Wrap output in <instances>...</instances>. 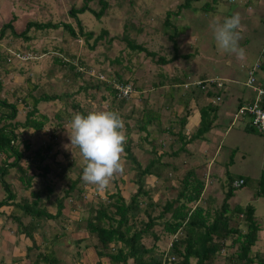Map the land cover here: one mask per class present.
I'll use <instances>...</instances> for the list:
<instances>
[{
	"label": "rangeland",
	"instance_id": "374dc122",
	"mask_svg": "<svg viewBox=\"0 0 264 264\" xmlns=\"http://www.w3.org/2000/svg\"><path fill=\"white\" fill-rule=\"evenodd\" d=\"M97 1L0 0V25L8 21L11 23L0 40V97L13 101L14 96L18 99L23 98L27 92L34 96L41 93H57L61 100H41L37 103L38 109L46 112L48 117L57 109L65 107L68 111L70 110L68 94L71 92L76 102L83 107H88L91 111H115L123 121L125 119L122 112L131 111L134 118L139 121H134L133 118L128 120V125H131L128 133L133 142L137 141L141 144V147H138L140 150L132 147V153L134 152L136 160L143 167L152 156L150 147L155 146L157 153H168L170 148L174 149L178 146L177 142L172 141L173 138L169 133L162 129L175 119L170 112L181 111L177 98L178 95L183 94L184 89H187L182 87L180 91L176 88L171 92V98H168V95L165 96L168 90V86L167 88L165 86L168 83L163 84L161 88H153L151 83L163 77L167 80L172 75L182 78L186 76L184 80L187 82L217 79L222 83V88L218 90L219 99L215 100V96L208 99L216 102L215 121L211 130L189 143L193 153L190 157H187L186 153H181L173 159L171 155H163L162 160L174 162L178 169L174 171L170 167L158 165L160 170H164L162 174L168 177L167 181L163 180L162 175L160 178L145 175L143 188L149 187L153 200L163 201L164 197L173 196L174 190L162 189L160 197V191L152 189L153 185H158L160 188L172 183L176 185L177 179L182 176L185 169L195 168L196 174L202 176L205 182L200 203L204 207L209 206L212 212L211 210L218 207L223 194V187L221 188L220 185L223 186L225 183L224 170L231 179L241 176L245 179V183L236 187L227 202L229 206L252 205L254 218L261 227L252 248L258 249L264 257V196L253 195L255 181L264 169L263 139L257 132H248L244 129L248 120L246 117H232L236 104L240 100L249 99L251 104L256 97V92L251 85L244 83L247 72L254 62L264 61V0H191L187 5L181 6L177 15L174 14L178 9L177 3H183L184 0H105L107 6L100 16L94 15L88 9L97 11L99 8ZM83 5L87 6L86 9L76 13V16L81 22L82 32H91L89 38L84 34H77L75 16L69 14V8L72 7L75 10ZM167 12L169 17L165 24L163 19ZM234 14H239L241 18L239 45L245 50V57L242 60L234 54L221 51L209 27L214 18L223 22L225 18ZM27 21H36V23L49 21L58 23L59 26L44 28L32 26L25 33L27 39L15 36L25 29ZM65 24H70L77 35L72 36L66 28H63ZM103 30L104 33H102ZM169 34L179 46L176 50L179 56L172 59L170 57L175 52L167 37ZM127 41L143 45L147 50L168 59V62L161 66L142 52L129 49ZM3 53H7V62L2 60ZM57 58L67 60L68 64H58L55 61ZM114 58L119 61L118 64L114 62ZM111 60H113L112 63H110ZM69 65H72V68ZM77 67L85 71L79 76H74L73 72L77 70ZM100 70L111 74L116 70L121 78L132 82L133 91L123 103L112 100L110 96L102 101L101 94H106L103 89L89 87L84 93L79 88L87 82L91 83V80L96 79L97 76L106 80V75ZM253 76L256 83L264 82L262 70L253 71ZM136 85H142V90H137ZM167 103L169 107L165 108ZM245 104L248 103H242V105ZM142 106L146 108L143 111L139 110ZM149 107L157 108V113L152 112L156 120L154 118V121L146 125L145 130H139L135 122L145 121L152 110V108L148 109ZM16 109L15 119L22 120L25 112L22 102L17 101ZM188 124H186L187 127H189ZM51 125V123L45 124L43 132L27 131L25 133L31 147V150L27 151L29 155L33 154L32 149L49 141L48 131ZM194 129H191L190 133ZM69 133L67 128L56 132V137L53 139L55 144L47 152L48 156L39 163V168H36V163L29 165L27 160L20 159V165L26 166L33 173L31 189L41 194L45 206L52 211L54 199L62 195L67 183L74 177V168L77 169L84 161L78 154L74 158L70 157L72 159L70 170L60 177L53 168L45 176H41L40 166L50 161L51 165H55L54 161L63 165L66 158L61 156L63 146H66V156L73 154V148L68 139ZM19 148L23 147L19 144ZM56 149L58 152L53 156L52 153ZM123 161V175L117 176L106 190L100 191L95 185L85 184L80 192L79 206L76 199L79 195L76 190L65 198L64 203L67 206L62 210L61 217L66 221L63 222V227L58 226L64 235L55 241V250H60L58 256L65 260V264H94L95 257L89 245V237L82 226H77L80 222L78 219L85 214V207L89 201L93 202L96 199L95 195L99 194L104 199L106 194L118 190L123 198H127L135 190L133 163L124 155ZM17 174L14 169H11L4 179H8L12 188L19 190ZM4 194L0 186V199ZM0 209H3L4 215L9 211L8 206ZM157 210L156 208L154 213ZM3 216L0 213V257L7 255L20 259L25 254V250H28V255L33 256L30 262L34 263L38 249L36 247L26 249L25 246L29 244V240L19 233L18 226L11 222L7 223ZM140 217L145 219L142 213ZM46 224L47 229L43 228L42 235H45L48 240L50 232L48 233L47 230L51 229V222ZM153 231L159 235V239L154 243V254L162 253L164 257L169 245V237L161 232L160 225H154ZM38 235H41L40 228L36 230L33 237L37 239ZM79 237H82L81 241L76 243L75 239ZM143 240L147 245L151 242L150 236ZM53 245L51 247H54ZM224 252L229 253L230 249ZM224 252L216 260V264L224 263ZM169 257L171 259V256ZM103 261L105 262V259ZM191 263L193 264V260ZM127 264H131V260H128ZM163 264L169 263L165 260Z\"/></svg>",
	"mask_w": 264,
	"mask_h": 264
},
{
	"label": "trees",
	"instance_id": "16d2710c",
	"mask_svg": "<svg viewBox=\"0 0 264 264\" xmlns=\"http://www.w3.org/2000/svg\"><path fill=\"white\" fill-rule=\"evenodd\" d=\"M190 1L191 0H184L183 3H177L178 9L174 14L177 15L181 6L187 5ZM97 3L99 4L97 11L90 8L88 9L94 15L100 16L107 4L105 0H98ZM86 7L87 6L83 5L75 10L71 7L69 8V14L75 16L77 34H84L85 37L89 38L91 32H82L81 22L76 16V13L82 12ZM168 17L169 14L167 12L163 19L165 24L168 22ZM10 26V21L0 25V40L5 30ZM32 26L35 28L49 26L58 27L59 24L49 21L42 23L27 21L25 29L21 30L15 36H21L27 39L28 37H26L25 33ZM63 28H66L72 36L77 35L70 24L63 25ZM102 33H104V30ZM167 37L170 39L172 48L176 53L179 47L177 42L173 41L172 35L169 34ZM109 41L110 39L108 38V42ZM126 44L129 49L142 52L150 59H154V61L161 66L168 62V59L157 55L153 51L147 50L141 44L130 41H127ZM175 53L170 59L179 56ZM182 55L184 56L186 54ZM7 57V53L2 54L3 61L7 62ZM113 60L118 64L119 61L116 58ZM113 60H111L110 63H112ZM55 61L58 62V64H68L67 60H61L60 58H57ZM256 62L257 67L254 71L260 69L264 72V61ZM69 67L72 68V65H69ZM84 71L85 69L77 67L73 75L79 76ZM100 71L106 75V80L100 79L97 76L95 77L96 79L93 78V80H91V83L87 82L79 88L82 89L84 93H86L89 87L97 90L103 89L106 96L101 94L102 101L108 98L107 96H110L112 100L123 103L126 98L116 96L117 89L115 86L119 83H128L133 87L132 82L121 78V75L116 70L113 74L110 72H103V70ZM185 77L186 76L182 78L172 75L171 77L169 76L167 80L163 77L151 84L154 86L153 88H161L163 84L168 83L169 85L166 84L168 90H166L165 96L168 95V98H171V92L176 88L181 90L183 84H188L190 82L184 80ZM211 80L212 82H209ZM114 81H116V83ZM201 81L202 84L205 85V89L203 90L208 98L214 96L219 97L218 90L222 88V83H220V86H217L216 83L219 82L217 79ZM257 84L264 89V82H261V84L257 82ZM141 86L142 85H136V89L141 91ZM188 88H190V86H188ZM26 94L25 97L19 99L13 95V101H7L6 97H0V186L5 192L4 196L0 199V208L4 206L9 207V211L6 212L5 215L4 212H2L3 209H0V213L2 216L4 215L3 219L7 223L11 222L18 226L20 229L19 233L23 234V236L29 240L30 244L26 246V249L31 247H36L38 249L33 261L34 263L30 262L33 256L30 257L28 255V250H25V255H23L22 258L28 263L65 264V260L58 256L60 250H55V241L57 238L64 235V232L60 231L58 226L63 227V222L66 221L61 217L63 215L62 210L67 206V204L64 203L65 198L70 196L72 191L76 190L79 195L76 197L78 202L77 205L79 206L80 204L82 186L87 184L82 179L85 162L81 163L77 169L74 168V177L69 180L62 195L54 199L55 204L54 210L52 211L45 206V203L41 199V194L37 190L31 189L33 173L28 170L26 166L23 167L20 165V159L27 160L29 165L36 163V168H39V163L48 156L47 152L51 149L52 145L55 144L53 139L56 137V132L64 131L66 128L70 132L69 123L73 116L77 113L87 115L91 110L76 102L71 92L68 94L70 110L68 111L65 107L57 109L48 117L46 112L38 109L37 103L41 100H61L59 95L57 93H41L38 96H34L30 92ZM183 95L184 93L178 95L177 98V101L181 105V111L170 112V115L175 119H172L171 122L168 120L170 123L162 129L169 133L173 138L172 141L177 142L178 146L174 149L170 148L168 153H157L155 146L150 147L149 150L152 156L148 158L147 163H144L143 167H141L136 160L134 152L132 153L133 148L137 147L136 149L140 150L138 147H141V144L137 141L133 142L128 133L131 126L130 124L128 125V120L132 118V120L137 122L139 120L134 118L135 116H133L134 114L132 115L131 111L126 113L122 112L125 119L124 132L126 135L124 156L133 163V168L135 170V179H133V181L135 182L136 188L127 198H123L118 190L111 194H106L104 199L97 193L98 196L95 195L96 199L93 202L89 201L87 207H85V214L78 219L80 222H78L77 226H82L89 237V245L95 257L94 264H127L128 260H131V264H163L165 260H167L169 264H192V260L193 264H216V260L222 256V252L228 249H230V252L227 253V251L223 254V264H264V257L261 256L260 251L256 248H252L257 241L258 230L261 229L254 218V208L249 204L245 206H229L227 202L228 198L233 195L236 187L245 183V179L241 176H238L236 179H231L227 171L224 170L225 183H223V186L222 184L220 185L221 188L223 187V194L218 207L211 210L212 212H210L209 206L206 205V207H204L200 203L205 188V182L202 176L196 174L195 168L185 169L183 173L181 172L182 176L177 179L176 185L172 183V185H163L161 188L158 187V185H153L152 189L158 190L157 192L160 191V197L162 195V189L174 190V195L171 197H164L163 201H160V199L153 200L150 195L151 190L149 187L147 189L143 188L145 175H153L154 178H160L162 175L163 180L165 179L164 181H167L168 177L162 174L164 170H160L158 165L170 167V169L174 171L178 169L177 164L174 162L162 160L163 155H171V159H173L178 157L181 153H186L187 157H190L193 153L191 148H186V145L194 139L203 136V134L213 126L215 118L214 105L216 104L208 102L198 108L199 120L194 127V131L191 133L188 132L189 135L185 133L184 124L189 108L187 107V100L184 99ZM16 100L22 102L25 107L22 120L15 119L17 112ZM245 102L249 103V101ZM242 103V101L238 102L236 108L241 106ZM164 107L168 108L169 103ZM144 109H146L144 106L139 108L141 111ZM148 109H150L151 112L148 114L145 121L140 123L135 122L139 130H145L144 127L146 125L154 121V118L156 120V116H153L152 112H156L157 108L149 107ZM182 111L183 114L181 115ZM241 117H244V115ZM138 119H140V117ZM50 123L52 125L49 127L48 131L49 141L43 142L36 149H32L33 154L29 155L27 151L29 149L31 150V147L28 138L25 137V133L27 131L43 132L44 125H49ZM244 129L248 132H257L252 127L249 120L245 123ZM257 133L260 135L259 132ZM148 141L150 142V140ZM133 143L134 145H132ZM19 144L23 148H19ZM71 146L73 148V154L71 156L65 155L66 146H63L64 149H62L63 153L61 156L66 157L63 165L56 161H54L55 165H51V161L43 163V165L40 166V175L45 176L52 168L56 169V174L59 177L60 175H64V173H68L72 164V159L70 157L74 158L77 154L81 156L79 149L73 145ZM146 151L148 152V150ZM57 152L58 149L54 150L52 155L55 156ZM11 169H14V171L18 173L16 179L18 180L19 190L12 188L8 179H4V176H8ZM238 179H241L242 183L235 186L233 183ZM89 185L92 186L91 184ZM253 195L264 196V169H262L255 181ZM208 199L210 200L211 198L209 197ZM156 208L158 210L154 213ZM140 213L144 214L145 219L140 217ZM46 222H51V229L49 228V230H47L48 233L50 232L48 240L45 235H42L44 234L43 228L47 229ZM154 225H160L161 232L168 236L170 240L164 257H162V253L154 254V243L159 239L158 233L153 231ZM38 228L41 230V235H38L37 239H35L33 234ZM148 236L151 238L149 245L145 244L143 240ZM79 238L77 240L75 239L76 243L81 241L82 237ZM227 240H229L228 243ZM51 245L54 247H51ZM169 256H171V259ZM103 259H105V262Z\"/></svg>",
	"mask_w": 264,
	"mask_h": 264
},
{
	"label": "clouds",
	"instance_id": "9594fccd",
	"mask_svg": "<svg viewBox=\"0 0 264 264\" xmlns=\"http://www.w3.org/2000/svg\"><path fill=\"white\" fill-rule=\"evenodd\" d=\"M209 27L221 51L244 59L245 50L239 45L242 28L239 14L227 17L223 22L214 18ZM124 127L123 119L115 111L77 113L70 122L68 136L71 145L79 149L85 162L82 179L95 185L97 190H106L117 176L124 173Z\"/></svg>",
	"mask_w": 264,
	"mask_h": 264
},
{
	"label": "built area",
	"instance_id": "2783aa9c",
	"mask_svg": "<svg viewBox=\"0 0 264 264\" xmlns=\"http://www.w3.org/2000/svg\"><path fill=\"white\" fill-rule=\"evenodd\" d=\"M257 67V62H255L249 71L247 72V79L245 81V85H251V88L256 92V97L254 101L250 104L241 105L234 111L232 117L237 118L244 115L250 121L252 127L260 133L263 138L264 145V89L261 88L257 83L256 79L253 76V71ZM209 82H212L209 81ZM217 86H220V82L216 83ZM188 86H194L198 89H205V85L202 84L201 80L190 81L188 84H183L184 88H188ZM117 97H128L130 93L133 91L132 87L128 83H119L116 86ZM219 97H215V100H218ZM212 103L215 101L212 100ZM242 183L241 179L235 180L234 185L238 186Z\"/></svg>",
	"mask_w": 264,
	"mask_h": 264
},
{
	"label": "crops",
	"instance_id": "0c3cea01",
	"mask_svg": "<svg viewBox=\"0 0 264 264\" xmlns=\"http://www.w3.org/2000/svg\"><path fill=\"white\" fill-rule=\"evenodd\" d=\"M200 80V79H199ZM177 86V85H176ZM174 87V86H173ZM165 88H167V86H165ZM172 90V89H171ZM169 90V91H171ZM182 90V89H181ZM180 90V91H181ZM170 93V92H169ZM184 93V99L187 100V107L189 108V112L188 115L186 117V122L184 124V128H185V133H190L191 129H193L198 120H199V113H198V108L208 102L211 101L208 100L209 98L205 95L204 90L198 89L197 87H193L190 86V88L185 89L183 91ZM245 102L246 100H240L239 102ZM249 101V99L247 100ZM216 104V103H214ZM179 105V104H178ZM237 105V104H236ZM181 107V105H179ZM216 113V112H215ZM215 117V114H214ZM245 117V116H244ZM247 118V117H246ZM248 119V118H247ZM215 121V118H214ZM248 121V120H247ZM189 123V127L186 126V124ZM214 123V122H213ZM190 128V129H189ZM211 130V128L209 129ZM208 130V131H209ZM262 137V136H261ZM263 139V138H262ZM186 148H191L189 144L186 145ZM207 166V164H206ZM206 169H209L208 167H206ZM30 244V243H29ZM28 244V245H29ZM27 246V245H26ZM25 246V247H26ZM5 252V251H4ZM5 253H8V251H6ZM25 253V252H24ZM25 255V254H24ZM5 255H1L0 257V262L1 264H29L25 259H21L22 256L20 257V259H17V257H9V256H5Z\"/></svg>",
	"mask_w": 264,
	"mask_h": 264
}]
</instances>
